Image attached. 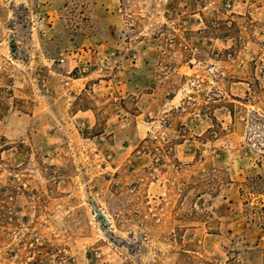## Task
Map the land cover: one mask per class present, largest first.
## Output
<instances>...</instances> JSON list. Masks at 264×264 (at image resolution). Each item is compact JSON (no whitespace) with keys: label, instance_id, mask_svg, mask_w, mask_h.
Listing matches in <instances>:
<instances>
[{"label":"rangeland","instance_id":"obj_1","mask_svg":"<svg viewBox=\"0 0 264 264\" xmlns=\"http://www.w3.org/2000/svg\"><path fill=\"white\" fill-rule=\"evenodd\" d=\"M0 0V264H264V0Z\"/></svg>","mask_w":264,"mask_h":264},{"label":"crops","instance_id":"obj_2","mask_svg":"<svg viewBox=\"0 0 264 264\" xmlns=\"http://www.w3.org/2000/svg\"><path fill=\"white\" fill-rule=\"evenodd\" d=\"M114 1H117V3H118L120 0H103V2H104L103 6L104 7L113 6L114 5Z\"/></svg>","mask_w":264,"mask_h":264}]
</instances>
